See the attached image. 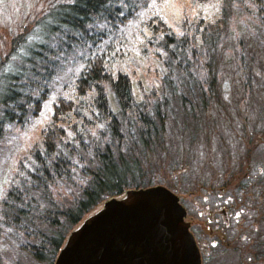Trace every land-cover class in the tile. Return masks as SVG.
Instances as JSON below:
<instances>
[{
    "label": "trees",
    "instance_id": "1",
    "mask_svg": "<svg viewBox=\"0 0 264 264\" xmlns=\"http://www.w3.org/2000/svg\"><path fill=\"white\" fill-rule=\"evenodd\" d=\"M218 2L210 13L201 0H110L106 10L97 0H45L44 10L10 36L0 51V142L9 131H38L16 180L3 189L0 249L8 242L15 258L18 250L53 264L67 232L106 200L153 186L164 173L186 172L202 188L208 184L210 170L195 167L205 156L222 168L225 144L236 140L218 131L221 119L230 121L233 110L235 127L245 133L240 109L264 94V0ZM64 28L70 31L58 45L57 70L24 86L16 69H32L38 51L55 55L49 46ZM58 85L39 127L34 120ZM258 112L264 124L263 102ZM209 138L223 149L212 153ZM255 249L264 263V240L257 238Z\"/></svg>",
    "mask_w": 264,
    "mask_h": 264
},
{
    "label": "rangeland",
    "instance_id": "2",
    "mask_svg": "<svg viewBox=\"0 0 264 264\" xmlns=\"http://www.w3.org/2000/svg\"><path fill=\"white\" fill-rule=\"evenodd\" d=\"M44 1L0 0V51L7 50L8 46L2 44H8L10 36L18 32L22 26L29 24L36 15L44 10L46 6ZM201 1L203 4L197 3L198 6L210 13L217 12L216 8L221 5L218 0L214 3L210 0ZM131 30L129 28V31ZM137 61V58H133L129 60V63L135 68ZM144 75L147 77L149 74L145 73ZM152 77L154 78V73L149 76V78ZM60 86H57L40 116L34 120L35 123L48 121L52 105L60 92ZM252 97H256L252 99L253 103H247V108L240 109L245 124L241 130L245 133L239 132L235 127L238 122L234 121L235 116L232 118L233 110L230 112L231 122L226 118L221 119L220 126L217 128L224 138L228 136L229 140L232 137L236 138L233 143L225 144L229 155L224 153L222 168L216 165L215 161H209L205 156L198 164L200 166L195 167L194 171L198 170V172L204 169L205 171L210 170L211 179L204 178L208 184L203 183L204 187L202 188L196 179L198 177L183 176L186 172L164 173L154 179L155 185L164 186L176 196L184 198L187 208L185 217L192 220V223L189 220L186 221L191 225V232L200 249L203 264H264L260 259L254 258L258 252L256 249L254 250L257 238L264 240V222H261L264 215V124L257 122L258 108L262 102L264 104V94ZM256 103H258V107ZM254 112L257 114L254 115ZM171 121L173 122V120ZM32 133L33 131L29 128L24 134L9 131L2 135L3 140L0 142V193H3V189L11 177L16 180L17 163L25 155L24 153L29 147L28 138L33 136ZM174 133L177 136L175 131ZM212 136L213 134L209 137ZM210 147L212 153L223 149L220 144L218 149L214 138L212 141L210 139ZM231 148L232 153H230ZM242 206H244L243 209ZM214 216H218L217 221L213 219ZM223 221L226 223L223 224ZM208 229L218 234L210 233ZM8 231L11 230L7 229L6 233ZM12 249L8 242L1 246L4 264L11 262H14L13 264H37L18 250L19 257L15 258L16 251Z\"/></svg>",
    "mask_w": 264,
    "mask_h": 264
},
{
    "label": "water",
    "instance_id": "3",
    "mask_svg": "<svg viewBox=\"0 0 264 264\" xmlns=\"http://www.w3.org/2000/svg\"><path fill=\"white\" fill-rule=\"evenodd\" d=\"M184 218L164 186L128 190L87 216L54 264H201Z\"/></svg>",
    "mask_w": 264,
    "mask_h": 264
},
{
    "label": "snow or ice",
    "instance_id": "4",
    "mask_svg": "<svg viewBox=\"0 0 264 264\" xmlns=\"http://www.w3.org/2000/svg\"><path fill=\"white\" fill-rule=\"evenodd\" d=\"M65 3L68 5H74L78 3V0H57V4H59L60 6H63V4ZM97 3L99 5V8L106 10L108 4L110 3V0H97ZM56 6V4L51 5V7L53 8H55ZM120 14L122 15L123 13ZM84 27L86 28V30H91L93 25L86 24ZM69 31V29L64 28L63 35L58 33L55 37H53L54 43L49 46V50L55 52V55L49 56L46 52L38 51L37 53H35V55L39 57V60L34 62L32 69H25L22 67L16 69L18 73L24 74L26 77L24 86H30L32 83H36L37 85H39L40 77L43 76L45 72H53L57 70L56 66L62 59V56L60 55V48L58 47V45L62 46L64 43H66L65 36H67ZM73 35L78 36L80 40H83L82 34L73 33ZM33 72L35 74H33ZM0 199H6V196L0 193Z\"/></svg>",
    "mask_w": 264,
    "mask_h": 264
},
{
    "label": "bare ground",
    "instance_id": "5",
    "mask_svg": "<svg viewBox=\"0 0 264 264\" xmlns=\"http://www.w3.org/2000/svg\"><path fill=\"white\" fill-rule=\"evenodd\" d=\"M2 45H4V43ZM0 226H5L7 228V225L2 221L0 222Z\"/></svg>",
    "mask_w": 264,
    "mask_h": 264
},
{
    "label": "flooded vegetation",
    "instance_id": "6",
    "mask_svg": "<svg viewBox=\"0 0 264 264\" xmlns=\"http://www.w3.org/2000/svg\"><path fill=\"white\" fill-rule=\"evenodd\" d=\"M211 232V231H210Z\"/></svg>",
    "mask_w": 264,
    "mask_h": 264
}]
</instances>
